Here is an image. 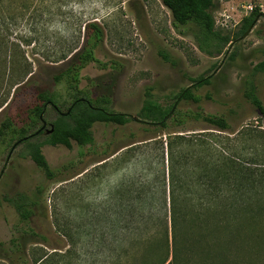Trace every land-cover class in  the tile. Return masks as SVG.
<instances>
[{
	"label": "rangeland",
	"instance_id": "obj_1",
	"mask_svg": "<svg viewBox=\"0 0 264 264\" xmlns=\"http://www.w3.org/2000/svg\"><path fill=\"white\" fill-rule=\"evenodd\" d=\"M217 3L215 29L229 36L232 45L221 56L210 58L197 49L194 27L173 28L160 0H0V65L9 61L31 65L34 82L53 96L63 114L71 99L63 84L52 83V73L64 68L81 48L85 25H100L104 41L95 57L106 68L88 65L80 73L78 89L90 98L91 93L108 97L109 112L131 119L122 127L93 125V143L85 147L44 146L42 154L56 172L52 180L26 156L23 145L9 157L10 149L0 144V264H33L40 257L42 264L160 263L157 250L143 255L142 242H155L162 238L166 221L170 226L169 216L166 219L158 208L162 172L167 194L166 136L220 133L190 121L182 126L171 122L158 133L152 127L144 129L133 119L147 89L165 108L175 105L182 114L200 111L223 116L228 125V131L220 134L223 137L249 132L252 167L262 168L264 121L245 100L244 91L247 82L253 83L264 106V75L252 72L264 60V0ZM248 8L258 9L262 16L239 40L243 36L234 37L250 13ZM1 74L2 70L0 84L11 76L9 71ZM200 77L211 78L209 85L193 90L199 103H176L174 96ZM56 117L48 107L47 131ZM3 119L0 113V123ZM45 139L41 134L31 141ZM126 187H130L128 193L132 190L128 195ZM37 188L44 189L45 213L30 223L42 238H25L24 261L23 252L10 251V240L18 239L25 226L4 198L29 195ZM115 192L119 193L116 198ZM242 229L236 240L218 237V259L211 264H264V223H247ZM194 259L193 264L200 263L198 257Z\"/></svg>",
	"mask_w": 264,
	"mask_h": 264
},
{
	"label": "trees",
	"instance_id": "obj_2",
	"mask_svg": "<svg viewBox=\"0 0 264 264\" xmlns=\"http://www.w3.org/2000/svg\"><path fill=\"white\" fill-rule=\"evenodd\" d=\"M160 2L170 13L173 28L194 27L197 30L195 40L201 53L217 58L231 44L229 36L222 35L215 29L213 14L218 6L217 0ZM261 16L258 9H253L241 20L234 38L245 35ZM103 41L104 32L100 25L96 22L86 24L81 48L64 68L56 69L52 73V83L64 85L71 104L64 113L69 114L57 115L49 124L53 131L46 136L43 143L31 140L42 134L36 133L41 129L46 109L51 107L54 111L53 106L57 108L53 96L38 88L31 65L14 61L2 62L3 65H0L2 76L6 71L11 74L8 80L0 84V113L4 115L0 123V144H6L10 150L16 143L23 145L27 150L26 156L42 171L47 180L54 179L56 172L50 170L42 154L44 146L70 149L74 143L85 147L93 143V125L112 124L122 127L131 121L126 115L108 111V97L91 93L90 98L78 89L80 73L84 68L90 64L98 65L101 69L106 68L95 57V52ZM252 72L264 75V60L256 64ZM210 78L191 80L192 86L174 96L176 103H199L200 99L193 94V90L209 85ZM244 98L264 121V106L256 96L253 83L247 82ZM57 111L63 114L59 109ZM137 120L143 122L139 124L144 129L152 127L157 133L166 130L171 122L182 126L185 121L204 123L220 134L228 131L227 121L223 116L208 115L200 111L182 114L175 109V105L165 108L152 98L150 89L146 90ZM220 134L166 136L167 194L165 174L162 172L163 186L158 192V208L166 219L169 216L170 226H167L166 221L162 238L154 240L155 242H142L143 255L155 250L160 253L162 260L159 264H193L195 257L200 259L199 264H211L218 259L215 250L219 248V236L236 240L244 233L242 228L247 223H264V156L261 157L262 168L255 170L249 154V132L238 133L232 139ZM164 161L162 157V169ZM128 189L130 187H126V195L132 191L128 193ZM43 190L37 188L29 195L18 194L4 198V202L13 207L20 224L25 226L20 239L10 240V251L20 254L23 252L24 261L25 238H42L37 235L30 222L35 216L45 213L41 200ZM118 194L115 192L114 198ZM142 196L141 192L137 201ZM41 260L42 257L33 264H42Z\"/></svg>",
	"mask_w": 264,
	"mask_h": 264
},
{
	"label": "water",
	"instance_id": "obj_3",
	"mask_svg": "<svg viewBox=\"0 0 264 264\" xmlns=\"http://www.w3.org/2000/svg\"><path fill=\"white\" fill-rule=\"evenodd\" d=\"M252 28H253V26H251L250 28H249V30L246 32V34L245 35H243V37L241 38V39H239V40H242L249 32H251V30H252ZM231 45L232 44H230L229 46L231 47ZM53 109H55V110H58L55 106H53ZM67 114H69V113H66V114H62V116H66ZM135 122H137V123H141V124H143V122H141V121H139V120H137V119H133ZM43 130H45L44 131V135L45 136H49L51 133H52V131H53V129L51 128L50 130H46V123H45V121H41V129L36 133V134H38V133H40V132H42ZM20 145V143H16L15 145H13L12 147H11V150H10V152H9V157L12 155V153L16 150V148L18 147Z\"/></svg>",
	"mask_w": 264,
	"mask_h": 264
},
{
	"label": "flooded vegetation",
	"instance_id": "obj_4",
	"mask_svg": "<svg viewBox=\"0 0 264 264\" xmlns=\"http://www.w3.org/2000/svg\"><path fill=\"white\" fill-rule=\"evenodd\" d=\"M54 112L56 113V115H62V114H60L57 110H54ZM44 131H45V130L42 131V135H44Z\"/></svg>",
	"mask_w": 264,
	"mask_h": 264
},
{
	"label": "built area",
	"instance_id": "obj_5",
	"mask_svg": "<svg viewBox=\"0 0 264 264\" xmlns=\"http://www.w3.org/2000/svg\"><path fill=\"white\" fill-rule=\"evenodd\" d=\"M248 10H250V12H251V8H248Z\"/></svg>",
	"mask_w": 264,
	"mask_h": 264
}]
</instances>
